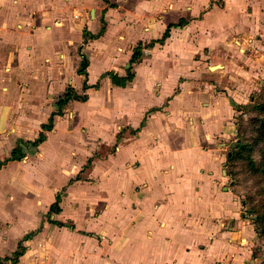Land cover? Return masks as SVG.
Listing matches in <instances>:
<instances>
[{"label": "crops", "instance_id": "0c3cea01", "mask_svg": "<svg viewBox=\"0 0 264 264\" xmlns=\"http://www.w3.org/2000/svg\"><path fill=\"white\" fill-rule=\"evenodd\" d=\"M261 84L264 0H0L1 264H264L225 170Z\"/></svg>", "mask_w": 264, "mask_h": 264}, {"label": "rangeland", "instance_id": "374dc122", "mask_svg": "<svg viewBox=\"0 0 264 264\" xmlns=\"http://www.w3.org/2000/svg\"><path fill=\"white\" fill-rule=\"evenodd\" d=\"M248 103L251 107L243 106L242 115L237 121L238 145L225 170L231 180L233 193L243 203L245 217L250 216L256 227V245L261 247L257 252L264 256V112L260 109V105L264 104V84L252 94ZM6 145L0 139V153H7ZM77 148L78 155L68 158L71 162L59 160L54 164L47 162L44 166L42 171L49 176L52 186L63 181L65 169L83 160L85 150ZM101 149L106 150L105 147ZM55 166L63 170L55 173Z\"/></svg>", "mask_w": 264, "mask_h": 264}, {"label": "trees", "instance_id": "16d2710c", "mask_svg": "<svg viewBox=\"0 0 264 264\" xmlns=\"http://www.w3.org/2000/svg\"><path fill=\"white\" fill-rule=\"evenodd\" d=\"M184 23L183 19H180L178 23H174V24H170L167 26L162 38L159 41H163L169 34V29L171 27H177V26H181ZM104 30V26L101 27L100 31L98 32V34L90 36L91 38H95L98 37ZM138 56V52L134 50V53L132 55V58L130 60V63L128 65V67L126 68V75L125 76H118L115 72L113 71H109L106 72L105 75L109 76L112 83L117 85V86H125L128 82H130L133 78V73H132V66L131 64L137 59ZM86 60L84 58H82L80 67L78 68V72L82 73L84 75V77L86 76V72H85V67H86ZM83 87L86 88L87 84L84 81L83 82ZM86 99L85 94H81L76 92L71 86H67L65 88V90L59 94H57L54 98V107L56 109V112L52 113L50 115V117L48 118L47 122L41 124V131L38 134V137L32 141V142H28L29 144H31L33 147L37 146L38 144H40L44 139H45V131H49L52 129L53 127V116L55 114L60 115L62 113V109L67 105V103L71 100H82L84 101ZM260 109L262 112H264V104L260 105ZM238 131V128H237ZM237 139L238 136H236V144L235 145H231L229 148V152L230 155L227 157V163L230 161V159L233 156L234 150H236L237 147ZM23 145H25V143H23L22 141H20L18 143V145L14 148L11 149V152L9 154L8 157H6L2 162H0V165L6 163L7 161L10 160H20L23 156H24V148ZM264 169V167H263ZM58 202H59V195L56 196V200L54 203L51 204L49 210L50 212H56L58 211L59 207H58ZM58 225H62L60 222L57 223ZM31 234H27L25 237H29ZM21 252H14V257L11 259V261H15L16 258L20 255ZM9 258H4L3 261L8 260ZM2 263V260L0 261V264Z\"/></svg>", "mask_w": 264, "mask_h": 264}, {"label": "built area", "instance_id": "2783aa9c", "mask_svg": "<svg viewBox=\"0 0 264 264\" xmlns=\"http://www.w3.org/2000/svg\"><path fill=\"white\" fill-rule=\"evenodd\" d=\"M143 53L145 54H150L152 52V48L151 47H144L142 49Z\"/></svg>", "mask_w": 264, "mask_h": 264}, {"label": "water", "instance_id": "95a60500", "mask_svg": "<svg viewBox=\"0 0 264 264\" xmlns=\"http://www.w3.org/2000/svg\"><path fill=\"white\" fill-rule=\"evenodd\" d=\"M247 107H248V108H250V107H251V104H250V103H249V104H247Z\"/></svg>", "mask_w": 264, "mask_h": 264}]
</instances>
